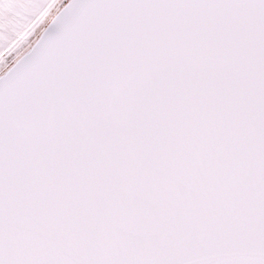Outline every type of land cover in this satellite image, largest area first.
<instances>
[{"label":"snow or ice","instance_id":"obj_1","mask_svg":"<svg viewBox=\"0 0 264 264\" xmlns=\"http://www.w3.org/2000/svg\"><path fill=\"white\" fill-rule=\"evenodd\" d=\"M0 264H264V0H0Z\"/></svg>","mask_w":264,"mask_h":264}]
</instances>
